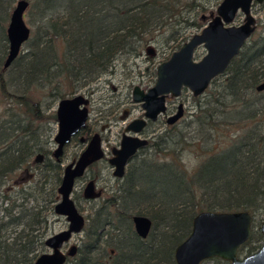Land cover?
Segmentation results:
<instances>
[{"label": "trees", "instance_id": "trees-1", "mask_svg": "<svg viewBox=\"0 0 264 264\" xmlns=\"http://www.w3.org/2000/svg\"><path fill=\"white\" fill-rule=\"evenodd\" d=\"M28 2L30 38L3 68L14 0H0V264H33L44 253L55 215L62 166L51 158L52 129L46 126L57 122L55 111L48 110L55 100L43 105L44 99L61 100L66 97L62 87L72 93L96 82L119 56L136 54L148 37L167 33L168 41L184 37L183 42L187 29L199 31L206 24L198 16L199 8L206 9L200 0ZM263 80L264 22L225 74L213 79L203 95L192 97L194 122L206 129L204 141L223 126L222 136L236 124L242 132L226 135V147L206 157L192 174L178 161L176 148L163 143L165 133L158 134L151 140L153 150L134 161L122 179H114L107 198L89 207L80 244L66 264H176L174 250L202 210L249 211L251 234L238 255L257 250L264 217V128L251 122L264 109L239 119L237 108H246L245 98L257 94L255 87ZM172 151L170 159L161 160ZM39 153L44 159L35 163ZM133 212L151 219L146 238L136 234ZM201 264L230 262L214 257Z\"/></svg>", "mask_w": 264, "mask_h": 264}, {"label": "water", "instance_id": "water-1", "mask_svg": "<svg viewBox=\"0 0 264 264\" xmlns=\"http://www.w3.org/2000/svg\"><path fill=\"white\" fill-rule=\"evenodd\" d=\"M253 1L264 3V0H222L207 24L156 67L152 87L143 90L134 86L132 99L140 103L144 118L134 119L125 127L126 133L121 138L120 146L113 151L109 164L114 167L115 177H122L128 161L139 148L149 144L148 139L140 138L137 134L147 121H156L165 114L167 97L178 98L185 89L193 97H198L207 90L214 78L225 72L256 30V19L251 12ZM28 6L27 0H17L12 9L6 29L8 53L3 68L11 65L30 38L31 29L25 21ZM239 13L243 14V21L234 25L233 21ZM204 17L205 15L202 16ZM199 46H203L205 54L200 59H195V51ZM256 90L264 91V81L256 86ZM88 104L89 99L82 94L58 101L55 110L57 131L53 137L57 144L54 157L61 156L63 148L86 126ZM182 114L183 104L180 103L178 111L167 118V124H173ZM102 155L99 135L95 133L76 162L63 168V176L57 189L60 197L54 205V214L64 216L68 225L66 229L47 236L44 245L49 251L40 254L33 264H66L67 258L75 255L76 245H71L67 251L63 250L72 236L81 233L85 226V217L72 199L75 182ZM42 160L41 153L34 158L35 163H41ZM83 194L86 199H96L100 196V191L95 192L93 181H89ZM131 220L136 234L146 238L151 230V219L144 215H133ZM252 222L253 217L247 210L199 211L192 220L190 233L174 250L175 263L201 264L204 260L218 257L230 264H264V217L257 228L262 234L260 247L250 254L238 255L239 247L250 237Z\"/></svg>", "mask_w": 264, "mask_h": 264}, {"label": "rangeland", "instance_id": "rangeland-1", "mask_svg": "<svg viewBox=\"0 0 264 264\" xmlns=\"http://www.w3.org/2000/svg\"><path fill=\"white\" fill-rule=\"evenodd\" d=\"M17 0H14L13 6H15ZM32 1V0H27ZM204 8L200 10L198 16L205 15L206 18H210V14H215L217 6L222 0H200ZM252 14L257 21V30L260 31L261 24L264 22V8L261 5H253ZM242 14L239 13L235 20L234 25H238L242 21ZM25 21L27 25L31 28L25 13ZM203 21V20H202ZM208 20H205V23ZM204 22V21H203ZM194 28H189L186 30L185 37L186 40L182 42L179 38L176 41H168L169 34H157L150 38L144 45L142 44L137 48L136 54L134 51H128L129 54H124L119 56L117 61H115L113 67L106 73L99 77L96 82L89 83L84 88L75 89L74 92L70 93L72 89L61 88V92L66 94V97H71L76 94L86 95L90 99L88 105L89 109V119L88 126L90 129V135L94 132L101 133L107 139L103 142L105 147V142L109 144H116L119 142L120 132L125 128L126 124L131 120L138 118L143 114L144 110L141 108L140 103L134 102L132 99V91L134 86H139L143 90H147L152 87L155 82V71L156 67L163 61L167 60L172 52L178 50L180 46L187 41L193 34L197 33ZM179 45V46H178ZM148 49H152L149 52ZM24 46L20 52H23ZM205 54V49L203 46H199L195 51V59H200ZM90 93V94H89ZM55 100V102H54ZM58 99L45 98L43 105L49 102H54L48 109L49 112L56 110ZM179 102L184 105V116L180 122L174 126H167L165 123V118L161 115L158 122L153 125L156 128V133H165L163 135V143H169L177 151L178 161L183 165L185 171L188 174H192L199 164L206 158L215 154L222 148L226 147V135L228 138H232L237 134H240L242 130L236 125L228 126V131L225 135H221L223 130L226 128L223 126L218 130L215 137L204 141L206 136L205 126L198 125L194 122L192 114L196 110V103L192 101V95L188 90H183L179 97ZM246 108L238 107L239 119L245 112L257 111L260 112L264 109V93L249 94L245 98ZM259 109V110H258ZM124 111H128L126 116H124ZM261 112H264L261 111ZM126 117V118H125ZM125 118V119H124ZM251 122L252 125H261L264 128V114L258 115ZM251 123H249L251 125ZM242 125V124H241ZM52 129L51 142L49 148L53 151L55 149V144L53 142V137L57 131L56 123H47ZM240 126V125H239ZM238 129V131H236ZM166 137V140L164 138ZM204 137V139H203ZM184 139V142H179ZM107 146V145H106ZM109 147V146H108ZM82 146L78 145V140H73L70 145L66 148L63 158V165L70 162L81 150ZM153 149L148 148L143 152H140L137 156L135 162L141 157L151 152ZM170 154L173 151L167 153L161 160L170 159ZM175 156V154H174ZM102 175L97 179V187L103 189L102 198L93 202H83L81 199L77 198L82 193L84 186V181H79L74 186L73 199L78 203L79 207L83 208V214L88 212L89 207H96L102 200L107 198L109 193L114 189L115 182L112 177L109 168L105 167L100 169ZM77 195V196H76ZM133 215L135 212L132 213ZM68 222L64 216L54 215L49 221V231L48 235L57 233L61 230L67 228ZM83 233L73 235L70 242L63 248L67 251L71 245H79L80 238ZM49 249L45 247L44 252H48ZM245 255V254H244Z\"/></svg>", "mask_w": 264, "mask_h": 264}, {"label": "flooded vegetation", "instance_id": "flooded-vegetation-1", "mask_svg": "<svg viewBox=\"0 0 264 264\" xmlns=\"http://www.w3.org/2000/svg\"><path fill=\"white\" fill-rule=\"evenodd\" d=\"M261 5L263 8H264V3H258V2H256V1H253V3H252V6H251V12H252V7H253V5ZM211 16L213 15V14H210ZM203 16V15H202ZM202 16H201V18H202ZM211 16H209L210 18H211ZM242 17H243V14H242ZM210 18H206V16L204 17V18H202L204 21L205 20H208L209 21V19ZM256 19V18H255ZM207 21V22H208ZM242 21H243V18H242ZM242 21H241V23H242ZM207 22H206V24H207ZM256 30H257V21H256ZM256 30H255V32H256ZM254 32V33H255ZM254 33H253V35H254ZM252 35V36H253ZM252 36H251V38H252ZM251 38H249L248 40H247V42L251 39ZM246 42V43H247ZM245 43V44H246ZM244 44V45H245ZM243 45V46H244ZM243 46L241 47V49L243 48ZM240 49V50H241ZM148 51L149 52H152V49H148ZM240 52V51H239ZM239 54V53H238ZM237 54V55H238ZM236 55V56H237ZM235 56V57H236ZM234 57V58H235ZM233 58V59H234ZM232 59V60H233ZM231 63V62H230ZM225 72H226V70H225ZM225 72L222 74V75H224L225 74ZM221 76V75H220ZM215 79V78H214ZM264 81V80H263ZM212 82V81H211ZM261 83V82H260ZM211 84V83H210ZM210 86V85H209ZM209 88V87H208ZM207 88V89H208ZM186 90V89H185ZM255 90H256V87H255ZM189 91V90H188ZM257 91V90H256ZM183 92V91H182ZM181 92V93H182ZM190 92V91H189ZM258 92V91H257ZM262 92V91H261ZM191 93V92H190ZM205 93V92H204ZM203 93V94H204ZM202 94V95H203ZM192 95V94H191ZM85 97H87L86 95H84ZM201 96V95H200ZM180 97V96H179ZM179 97L178 98H172V97H167L166 98V104H167V110H166V112H165V114L163 115V117L165 118V123H166V125L167 126H174L175 124H177L178 122H180L181 121V119L183 118V116H184V105H183V114H182V116L180 117V119L179 120H177L176 122H174L173 124H167V122H166V120H167V118L170 116V115H173L174 113H176L177 111H178V107H179V104H180V102H179ZM193 97V96H192ZM199 97V96H198ZM88 99H89V97H87ZM193 98H197V97H193ZM89 103H90V99H89ZM183 104V103H182ZM89 105V104H88ZM88 105H87V108H88ZM141 106V105H140ZM88 111H89V109H88ZM128 113V111H124V116H126V114ZM160 117V116H159ZM126 118V117H125ZM124 118V119H125ZM138 118H144L143 117V114L142 115H140ZM88 119H89V117H88ZM135 119H137V118H135ZM159 119V118H158ZM158 119L156 120V121H147V124L143 127V129H142V131L139 133V134H137V136L138 137H140V138H146V139H148V142H149V144L147 145V146H144V147H141V148H139L138 150H137V152L135 153V155L128 161V163L125 165V167H124V174H123V176L122 177H120V178H118V177H115L114 175H113V170H114V167L113 166H111L110 164H109V160L113 157V151L114 150H116L117 148H119V146H120V141H121V138H122V136H123V134L124 133H126V132H124V129L120 132V135H119V142L118 143H116V144H109L108 142H105V144L107 145H105V147L103 146V142L107 139L106 137H104L101 133H99V132H94L93 134H91L90 135V129H89V126H88V120H87V122H86V126L75 136V137H73L72 138V140L63 148V153L61 154V156H58V157H54L53 156V153H54V151H55V149L57 148V144L54 142V144H55V149L52 151L50 148H49V150H50V155H51V158L54 160V161H56V162H58V163H60L61 164V166H62V176H63V168L66 166V165H68V164H70V163H75L76 162V160L78 159V157H79V155L81 154V152L84 150V148L87 146V144H88V142L90 141V139L92 138V136L95 134V133H97L98 135H99V139H100V143H101V149H102V152H103V155H102V157H101V159H99L98 161H96V162H94L91 166H89L88 167V169L86 170V172L84 173V175H83V177H81V178H79V179H77L76 180V182H75V185H76V183L77 182H79V181H84V186H83V189H82V193H81V195H79L80 197H79V199H81L83 202H89V201H96V200H99V199H101L102 198V195H103V189H101V188H98L97 186V179H98V177L99 176H101L102 175V173H101V170L100 169H102V168H105V167H108L109 168V171H110V173H111V175H112V177L114 178V179H122L124 176H125V174L127 173V170H128V168H129V166L132 164V163H134V160H136L137 159V156H138V154L140 153V152H143V151H145L146 149H148V148H150V146H151V140L154 138V137H156L159 133H156L155 131H156V128L153 126V125H155L157 122H158ZM134 120V119H133ZM132 121V120H131ZM130 121V122H131ZM130 122H128L127 124H126V126L130 123ZM125 126V127H126ZM127 134H129V135H132L131 133H127ZM75 139H77L78 140V145H80V146H82V148H81V150L78 152V153H76L74 156V158L70 161V162H68L66 165H63V158H64V153H65V150H66V148L70 145V143L73 141V140H75ZM109 146V147H108ZM150 150H151V148H150ZM150 153V152H149ZM43 159H44V156H43ZM43 161V160H42ZM61 176V177H62ZM62 179V178H61ZM89 181H93V188H94V191L95 192H98V191H100V196L98 197V198H96V199H86V198H84V194H83V190H84V187L87 185V183L89 182ZM74 191V190H73ZM59 195V194H58ZM73 195V194H72ZM60 197V196H59ZM72 199H73V196H72ZM73 201H74V203H75V205H76V207L78 208V210L83 214V211H84V209L83 208H81V207H79V205H78V203L75 201V199H73ZM58 202V201H57ZM56 202V203H57ZM89 209V208H88ZM84 215V214H83ZM84 217H85V215H84ZM132 218V217H131ZM86 222V221H85ZM83 232V231H82ZM81 232V233H82ZM65 247V246H64Z\"/></svg>", "mask_w": 264, "mask_h": 264}]
</instances>
